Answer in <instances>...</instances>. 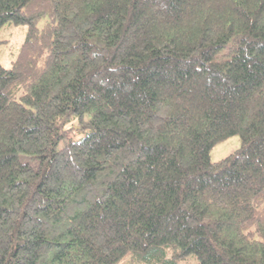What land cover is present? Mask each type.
<instances>
[{"label": "trees", "instance_id": "obj_1", "mask_svg": "<svg viewBox=\"0 0 264 264\" xmlns=\"http://www.w3.org/2000/svg\"><path fill=\"white\" fill-rule=\"evenodd\" d=\"M6 24L0 264H264V0H0Z\"/></svg>", "mask_w": 264, "mask_h": 264}, {"label": "rangeland", "instance_id": "obj_2", "mask_svg": "<svg viewBox=\"0 0 264 264\" xmlns=\"http://www.w3.org/2000/svg\"><path fill=\"white\" fill-rule=\"evenodd\" d=\"M48 17L43 18L39 23V27H43L47 21ZM28 31L27 25L16 26L14 24H6L0 29V63L6 67H10L14 59L17 57L20 48L25 40L26 33ZM82 135H78L81 137ZM241 146L240 136H232L217 145H215L211 150V160L219 161L234 151H236ZM129 262V261H128ZM126 264V263H123ZM128 264V263H127ZM131 264V263H130ZM132 264H143L139 262H134ZM178 264H197V258L195 255H189L183 260H179Z\"/></svg>", "mask_w": 264, "mask_h": 264}]
</instances>
